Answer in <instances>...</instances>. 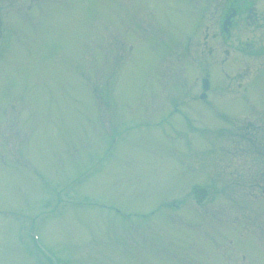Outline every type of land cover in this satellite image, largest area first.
<instances>
[{"label": "rangeland", "instance_id": "rangeland-1", "mask_svg": "<svg viewBox=\"0 0 264 264\" xmlns=\"http://www.w3.org/2000/svg\"><path fill=\"white\" fill-rule=\"evenodd\" d=\"M205 4L0 0V264H264V52Z\"/></svg>", "mask_w": 264, "mask_h": 264}, {"label": "flooded vegetation", "instance_id": "flooded-vegetation-1", "mask_svg": "<svg viewBox=\"0 0 264 264\" xmlns=\"http://www.w3.org/2000/svg\"><path fill=\"white\" fill-rule=\"evenodd\" d=\"M262 1L264 0H220V3L216 6L215 9H213L212 4L206 0L205 4V11H202L199 15V17L194 18V20L191 22L193 24L192 32H196L197 25L200 26L201 29H205V31H209L210 23L213 18V13H217L220 11L219 16L216 18V21L219 24L220 32L223 37V43L225 45H235V47H232L225 50L226 57L224 59V64L227 65L228 58L231 52H237V53H248L252 54L254 47L257 46V49L255 51L258 52H264V42H261V36L255 37H246V39L242 41H238L237 44H233L231 41L234 34V29L237 24H239L243 19V22L245 23L246 27L252 30H262L264 31V6L262 5ZM213 15V16H212ZM1 24V23H0ZM191 33L194 37V34ZM2 37V30L0 28V39ZM209 34H206L205 39H203V42L205 45L209 42ZM213 36V34L211 35ZM233 50V51H232ZM225 65V67H226ZM225 70V69H223ZM225 82L223 83V86L226 89H229L230 82L232 81L229 78V74L225 72ZM231 80V81H230Z\"/></svg>", "mask_w": 264, "mask_h": 264}, {"label": "water", "instance_id": "water-1", "mask_svg": "<svg viewBox=\"0 0 264 264\" xmlns=\"http://www.w3.org/2000/svg\"><path fill=\"white\" fill-rule=\"evenodd\" d=\"M202 82H203L204 92L201 94V98H204L206 96L205 91L209 88V81L207 78H204Z\"/></svg>", "mask_w": 264, "mask_h": 264}]
</instances>
